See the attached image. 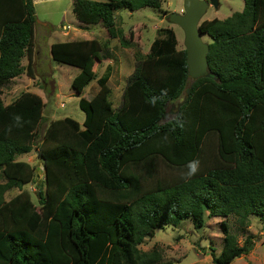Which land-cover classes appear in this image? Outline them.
<instances>
[{
	"label": "trees",
	"instance_id": "obj_1",
	"mask_svg": "<svg viewBox=\"0 0 264 264\" xmlns=\"http://www.w3.org/2000/svg\"><path fill=\"white\" fill-rule=\"evenodd\" d=\"M34 1L0 0V92L24 73L25 57L35 75ZM163 1L74 0L81 29L99 24L109 34L50 45L54 61L80 69L72 81L78 94L93 80L100 86L79 98L82 123L52 120L38 141L42 96L23 91L5 103L0 95V264H165L158 247L140 246L158 229L186 219L202 229L216 216L224 219V243L218 254L209 247L214 264L252 251V218L264 224V0H244L242 11L201 22L210 51L209 74L200 79L190 78L175 31L159 29L147 55H137L117 107L108 84L115 63L100 76L95 70L104 52L113 58L115 40L134 45L116 12L163 11ZM175 101L177 114L164 121ZM35 148L43 180L20 159ZM193 160L199 170L186 178ZM163 164L182 174L164 177ZM29 184L37 186V202ZM15 188L22 191L7 199ZM232 217L246 229L243 244L227 222Z\"/></svg>",
	"mask_w": 264,
	"mask_h": 264
},
{
	"label": "rangeland",
	"instance_id": "obj_2",
	"mask_svg": "<svg viewBox=\"0 0 264 264\" xmlns=\"http://www.w3.org/2000/svg\"><path fill=\"white\" fill-rule=\"evenodd\" d=\"M105 1V0H97ZM219 8L210 6L203 20L214 18L225 19L233 13L242 11L244 0H219ZM74 0H35L36 8V34L34 42V57L30 61V67L34 76L28 73L29 59L23 60L24 73L10 80L1 88L0 95L5 103H10L16 99L23 91H31L42 96L44 107V119L39 126V140L41 141L45 130L52 120L64 117H72L79 122H83L85 112L79 106L80 96L90 98L92 94L98 93L100 86L93 80L84 90L83 94H78L72 88L73 78L80 72V69L68 64L56 62L50 54V44L58 41H67L86 36L81 33L80 24L77 28V18L73 12ZM185 0H164L163 11L146 7L136 11L126 8L116 12V25L124 31L125 36L133 41L132 48H121L119 39L115 40L117 46L111 47L113 51L112 60L109 55L103 54L104 61L96 65L97 76H100L106 69L108 63L114 64L115 72L109 85L113 88L112 98H121L123 90L128 83L130 76L121 75L119 69L124 72L126 67L131 70L139 61L138 56H145L150 51L153 41L159 36L158 30L161 28H172L178 40V49H185L184 31L170 21V15L174 12L181 13ZM98 30L94 32L96 38H106L109 36L105 28L94 25ZM80 29V30H79ZM92 34V33H91ZM205 41H210L209 36L204 37ZM138 55V56H137ZM136 56V57H135ZM97 89V91H96ZM117 90V91H116ZM113 98V99H114ZM112 99V100H113ZM114 101V100H113ZM118 102V101H116ZM114 102L115 106H120L122 101ZM179 101L171 102L168 105V112L164 121L173 119L177 114L175 107ZM20 159L30 162L38 169V179H44L43 161L39 162L38 148L30 154L21 156ZM19 159V160H20ZM164 177L180 176V170H171L166 165L160 166ZM33 195L37 202L36 184L25 186ZM22 190L12 189L6 195L10 199ZM221 217H210L207 224L202 229H196L190 219H186L179 227L167 226L165 229H158L153 237L148 238L140 247L143 250H152L158 247L164 256L165 264H214L213 258L208 251L210 246L217 250V254L223 248L224 234ZM232 232L239 237L240 244L244 243V232L237 224L236 217L227 220ZM248 233H252L255 238V245L248 255L235 259L231 264H264V224L257 218H252Z\"/></svg>",
	"mask_w": 264,
	"mask_h": 264
},
{
	"label": "water",
	"instance_id": "obj_3",
	"mask_svg": "<svg viewBox=\"0 0 264 264\" xmlns=\"http://www.w3.org/2000/svg\"><path fill=\"white\" fill-rule=\"evenodd\" d=\"M210 6L219 8L220 1L185 0L182 12H174L169 17L173 24L180 26L184 31L188 73L190 78L194 80L209 74L208 54L210 44L204 40L205 34L202 33L200 24ZM41 161L42 157L40 156L39 162ZM35 171L38 172V169H35Z\"/></svg>",
	"mask_w": 264,
	"mask_h": 264
},
{
	"label": "crops",
	"instance_id": "obj_4",
	"mask_svg": "<svg viewBox=\"0 0 264 264\" xmlns=\"http://www.w3.org/2000/svg\"><path fill=\"white\" fill-rule=\"evenodd\" d=\"M77 20H78V19H77ZM79 24H81V22L77 21V23H76L77 28H78V25H79ZM79 30H80V29H79ZM94 32H95L94 30H90V31H88V30H83V29H82V30H81V33H82V34H86V36H84V38L81 37V38H77V39H93V38H96V37H94V36H95V35H94ZM91 33H92V34H91ZM71 40H76V39H71ZM117 44H118V43H117ZM50 45H51V44H50ZM121 48H122V47H121ZM124 49H125V48H124ZM113 56H114V55H113ZM108 59L112 60V58H110V57H109ZM104 60H105V57L103 56V60H102V61H104ZM109 64H110V63H108V65H109ZM108 65H107V66H108ZM134 68H135V67H133L131 70H129L128 67H126V70H125V71H128V72H124V71L121 69V66H120L119 73L121 72V75L130 76V75L133 73ZM114 73H116L115 70H114V72H113V75H114ZM113 75H112V77H113ZM112 77H111V79H112ZM111 79L109 80V83H110ZM109 83H108V84H109ZM109 86H110V85H109ZM110 87H111V86H110ZM85 89H86V88H85ZM111 89L113 90L112 87H111ZM96 91H97V89H96ZM116 91H117V90H116ZM123 93H124V90H123ZM95 94H96V93H94V94H92V95H95ZM113 98H114V97H113ZM113 98H112V96H111V99H113ZM122 99H123V94H122V97H121V98H119V97H118L117 99L114 98V99H113L114 101H113V100H112V101H113V102H116V101L119 102L120 100L122 101ZM118 102H116V103H118ZM84 119H85V118H84ZM83 121H84V120H83ZM81 123H82V122H81Z\"/></svg>",
	"mask_w": 264,
	"mask_h": 264
},
{
	"label": "clouds",
	"instance_id": "obj_5",
	"mask_svg": "<svg viewBox=\"0 0 264 264\" xmlns=\"http://www.w3.org/2000/svg\"><path fill=\"white\" fill-rule=\"evenodd\" d=\"M206 36V35H205ZM204 36V37H205ZM208 42V41H207ZM188 171L185 174L186 178H191L192 176H194L198 170H199V161L198 160H193L191 162L188 163L187 165Z\"/></svg>",
	"mask_w": 264,
	"mask_h": 264
}]
</instances>
